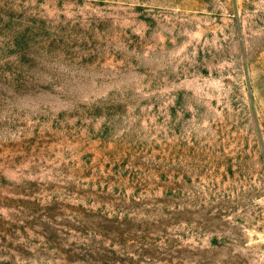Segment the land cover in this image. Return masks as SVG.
Here are the masks:
<instances>
[{
    "label": "rangeland",
    "instance_id": "374dc122",
    "mask_svg": "<svg viewBox=\"0 0 264 264\" xmlns=\"http://www.w3.org/2000/svg\"><path fill=\"white\" fill-rule=\"evenodd\" d=\"M0 264H264V0H0Z\"/></svg>",
    "mask_w": 264,
    "mask_h": 264
}]
</instances>
